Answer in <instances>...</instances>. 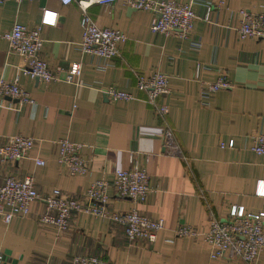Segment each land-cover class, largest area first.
Masks as SVG:
<instances>
[{
  "label": "crops",
  "instance_id": "0c3cea01",
  "mask_svg": "<svg viewBox=\"0 0 264 264\" xmlns=\"http://www.w3.org/2000/svg\"><path fill=\"white\" fill-rule=\"evenodd\" d=\"M206 1L223 4L214 9L210 22L196 19L191 37L185 39L152 32L155 15L150 10L121 1L92 4L87 12L98 26L126 35L120 55L111 59L80 51L77 3L0 2V78L18 74L20 85L34 99L20 106L13 101L15 109L0 107V143L16 134L34 138L25 158L0 163V179L32 175L41 194L58 188L80 198L92 182L111 181L132 159L146 170L154 190L145 202L135 203L109 189L108 207L136 209L164 223L155 242L128 245L123 226L87 213H73L66 231L41 225L37 217L43 203L35 201L26 216L9 223L0 217V264H67L79 254L96 255L109 264H247L237 258L211 260L201 238L175 235L182 223L203 233L210 219H225L233 206L247 213L264 212V197L255 194L257 181L264 180V157L251 150L254 135L264 133V39L237 35L238 11L262 12L264 0H198L194 9L199 16ZM43 9L55 11L57 17L54 25L42 26L40 56L51 69L80 63L76 83L44 82L22 74L23 59L9 51L1 36L14 22L39 25ZM152 71L168 77L169 92L157 98L167 107L163 117L148 103L147 93L136 88V74ZM63 75L59 72L60 78ZM221 75L232 83L230 89L202 93L203 82ZM110 86L131 98L110 99L105 94ZM166 127L173 132L176 152L164 146ZM60 138L83 144L82 155L90 161L87 174L69 175L57 163ZM231 140L233 147L228 146ZM35 157L44 165H37ZM252 264H264V249Z\"/></svg>",
  "mask_w": 264,
  "mask_h": 264
},
{
  "label": "built area",
  "instance_id": "2783aa9c",
  "mask_svg": "<svg viewBox=\"0 0 264 264\" xmlns=\"http://www.w3.org/2000/svg\"><path fill=\"white\" fill-rule=\"evenodd\" d=\"M6 0H0L3 2ZM38 1V0H13ZM123 2L127 7L136 10H150L154 13L150 29L154 33L164 36H177L190 38L196 19L205 22L211 21L215 8L223 4L206 1L203 3V13L196 14L194 4L198 0L187 3H178L171 0H59L62 5L77 3L81 11L80 26L81 40L79 49L103 59H111L120 55V45L125 42L126 35L121 30L100 27L90 17L87 9L92 4L109 5ZM240 23L237 27L239 39H264V11L252 13L245 9L238 11ZM57 13L49 9L42 10L39 25L29 28L14 22L11 27L2 33V38L8 43L10 52L18 54L23 59V66L19 71L34 79L51 82L63 79L68 83H76L81 73V65L73 62L65 70L60 67L51 69L40 56L44 40L41 37L43 25H54ZM63 71L62 78L59 72ZM18 74L13 79L0 78V107L14 108L15 103L20 105L32 104L34 99L19 83ZM202 93H213L222 89H230L233 85L223 75L213 82H203ZM136 88L147 93V101L156 113L163 117L167 107L157 102V98L167 94L168 77L160 71H152L145 75L136 74ZM105 94L112 100H128L131 94L113 86L105 90ZM164 146L170 152L178 151L173 132L166 127L163 130ZM58 146L57 163L64 166L69 175H85L90 169V161L82 155L83 144L60 138L56 141ZM34 145L31 136L16 134L7 137L0 143V163L18 161L25 158ZM222 147L223 143L220 144ZM233 147V141H229ZM251 150L264 157V133H256L253 137ZM37 165H44V161L34 158ZM112 189L115 196L126 198L135 203H143L153 192L145 169L132 162L126 169H117L111 181L100 179L92 182L81 194L80 198L54 188L50 193L41 194L35 188V179L32 175L17 178L8 175L0 179V217L4 223H9L15 216H26L32 202L43 203V211L37 220L41 225L55 226L59 231H66L70 226L73 213H87L93 216L106 218L112 223L124 227L125 238L128 245L146 242H155L156 235L163 226L162 219H154L140 213L136 209L114 210L108 207ZM255 194L264 197V180H258ZM177 237L201 238L209 248V258L240 259L252 264L264 249V212L247 213L242 206H233L225 219H210L207 231L200 233L192 226L178 224L175 230ZM3 257L0 253V262ZM67 264H109L103 258L92 254L74 255Z\"/></svg>",
  "mask_w": 264,
  "mask_h": 264
}]
</instances>
